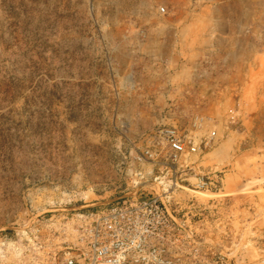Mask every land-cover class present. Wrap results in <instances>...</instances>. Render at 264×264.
<instances>
[{"label":"rangeland","instance_id":"obj_1","mask_svg":"<svg viewBox=\"0 0 264 264\" xmlns=\"http://www.w3.org/2000/svg\"><path fill=\"white\" fill-rule=\"evenodd\" d=\"M163 127L216 133L181 171L214 186L175 200L207 208V247L264 264V0H0V241L149 181Z\"/></svg>","mask_w":264,"mask_h":264},{"label":"built area","instance_id":"obj_2","mask_svg":"<svg viewBox=\"0 0 264 264\" xmlns=\"http://www.w3.org/2000/svg\"><path fill=\"white\" fill-rule=\"evenodd\" d=\"M215 139V132L198 141L176 127L159 129L136 157L138 165H151L149 181L138 170L132 192L99 210L33 215L0 241L1 259L10 264H232L218 248L206 246L204 238L212 231L197 220L207 219V208L195 198L175 200L180 193L204 194L214 186L212 178L202 177L191 188L181 171L193 170L182 163L185 156L199 154ZM152 186L158 191L146 193Z\"/></svg>","mask_w":264,"mask_h":264},{"label":"bare ground","instance_id":"obj_3","mask_svg":"<svg viewBox=\"0 0 264 264\" xmlns=\"http://www.w3.org/2000/svg\"><path fill=\"white\" fill-rule=\"evenodd\" d=\"M199 195H202V196H203V195H206V194L201 193V194H199Z\"/></svg>","mask_w":264,"mask_h":264}]
</instances>
